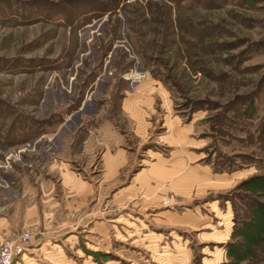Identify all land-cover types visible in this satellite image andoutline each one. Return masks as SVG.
<instances>
[{
  "label": "rangeland",
  "instance_id": "rangeland-1",
  "mask_svg": "<svg viewBox=\"0 0 264 264\" xmlns=\"http://www.w3.org/2000/svg\"><path fill=\"white\" fill-rule=\"evenodd\" d=\"M25 232L14 264H264V0H0Z\"/></svg>",
  "mask_w": 264,
  "mask_h": 264
},
{
  "label": "built area",
  "instance_id": "built-area-1",
  "mask_svg": "<svg viewBox=\"0 0 264 264\" xmlns=\"http://www.w3.org/2000/svg\"><path fill=\"white\" fill-rule=\"evenodd\" d=\"M33 234L25 232L17 239L3 241L0 245V264H14L30 248Z\"/></svg>",
  "mask_w": 264,
  "mask_h": 264
},
{
  "label": "crops",
  "instance_id": "crops-1",
  "mask_svg": "<svg viewBox=\"0 0 264 264\" xmlns=\"http://www.w3.org/2000/svg\"><path fill=\"white\" fill-rule=\"evenodd\" d=\"M115 162H116V163H118V159H114V160H113V163H112V165L116 164ZM110 163H111V160H110ZM34 221H36V219H35V218H34ZM37 222H38V221H37ZM38 223H39V222H38ZM33 225H37V223H35V222H34V224H33ZM36 239H39V240H40V239H41V237H40V236H37L36 238H34V240H33V241H36Z\"/></svg>",
  "mask_w": 264,
  "mask_h": 264
}]
</instances>
